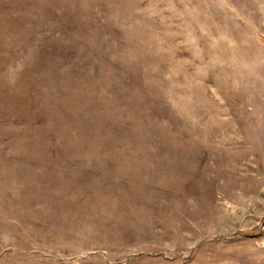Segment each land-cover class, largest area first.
<instances>
[{"label":"rangeland","instance_id":"rangeland-1","mask_svg":"<svg viewBox=\"0 0 264 264\" xmlns=\"http://www.w3.org/2000/svg\"><path fill=\"white\" fill-rule=\"evenodd\" d=\"M0 264H264V0H0Z\"/></svg>","mask_w":264,"mask_h":264}]
</instances>
